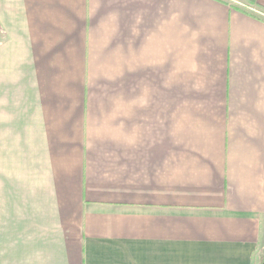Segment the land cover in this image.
Wrapping results in <instances>:
<instances>
[{"label":"crops","instance_id":"obj_1","mask_svg":"<svg viewBox=\"0 0 264 264\" xmlns=\"http://www.w3.org/2000/svg\"><path fill=\"white\" fill-rule=\"evenodd\" d=\"M0 264H264V0H0Z\"/></svg>","mask_w":264,"mask_h":264},{"label":"trees","instance_id":"obj_2","mask_svg":"<svg viewBox=\"0 0 264 264\" xmlns=\"http://www.w3.org/2000/svg\"><path fill=\"white\" fill-rule=\"evenodd\" d=\"M260 7V6H259ZM262 9V7H260Z\"/></svg>","mask_w":264,"mask_h":264}]
</instances>
